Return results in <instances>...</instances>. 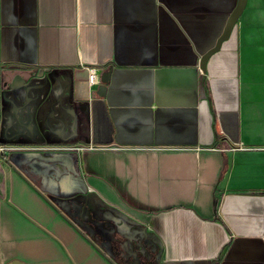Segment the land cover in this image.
<instances>
[{
  "label": "crops",
  "instance_id": "obj_1",
  "mask_svg": "<svg viewBox=\"0 0 264 264\" xmlns=\"http://www.w3.org/2000/svg\"><path fill=\"white\" fill-rule=\"evenodd\" d=\"M237 3L0 0V264H264V0L218 46Z\"/></svg>",
  "mask_w": 264,
  "mask_h": 264
},
{
  "label": "water",
  "instance_id": "obj_2",
  "mask_svg": "<svg viewBox=\"0 0 264 264\" xmlns=\"http://www.w3.org/2000/svg\"><path fill=\"white\" fill-rule=\"evenodd\" d=\"M245 4H246V0H238L237 6H236L235 10L232 13V16H231V19H230V21L228 23V26H227L224 34L222 35L221 39L218 42V46L220 45V42L223 39H225L230 34L234 24L236 23V21L238 20L242 10L244 9ZM215 51L216 50L213 49V50L207 51L206 53L203 54L202 60H201V68L203 70H205V64H206L207 59Z\"/></svg>",
  "mask_w": 264,
  "mask_h": 264
},
{
  "label": "built area",
  "instance_id": "obj_3",
  "mask_svg": "<svg viewBox=\"0 0 264 264\" xmlns=\"http://www.w3.org/2000/svg\"><path fill=\"white\" fill-rule=\"evenodd\" d=\"M97 68L90 67L89 68V82L90 84H95L97 82ZM91 145H75V146H69V147H63L61 149L65 150H74V151H86L88 149H91Z\"/></svg>",
  "mask_w": 264,
  "mask_h": 264
}]
</instances>
